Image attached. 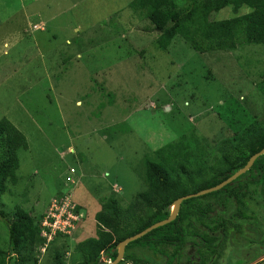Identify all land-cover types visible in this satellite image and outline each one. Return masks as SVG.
Returning <instances> with one entry per match:
<instances>
[{"label":"rangeland","instance_id":"rangeland-1","mask_svg":"<svg viewBox=\"0 0 264 264\" xmlns=\"http://www.w3.org/2000/svg\"><path fill=\"white\" fill-rule=\"evenodd\" d=\"M90 1L0 0V120H9L28 146L17 153V182L6 180L0 211L10 221L16 206L36 221L43 216L39 231L45 243L30 252L27 264H77V244L93 237L95 229L110 233L96 220L106 199L125 215L146 191L145 161L169 143L184 139L180 143L192 150L188 140L201 141L208 162L198 171L191 160L185 162L191 172L187 180L200 185L211 177L213 163L264 124L258 91L264 48L242 45L197 54L175 39L164 52L156 46L161 32L140 10H131L134 0ZM19 7L31 15L25 31L37 30L44 38L22 39L24 34L17 36L22 25L3 21ZM231 16L226 10L217 19ZM159 157L171 159L166 153ZM260 194L215 207L231 225L239 223L240 232L228 225L226 246L214 264L264 259ZM52 229L62 233L52 235ZM6 240L0 221V249ZM194 251L186 249L182 261ZM132 253L139 264L163 262L141 249Z\"/></svg>","mask_w":264,"mask_h":264},{"label":"trees","instance_id":"trees-1","mask_svg":"<svg viewBox=\"0 0 264 264\" xmlns=\"http://www.w3.org/2000/svg\"><path fill=\"white\" fill-rule=\"evenodd\" d=\"M183 1L185 4L180 2L179 5L176 0H134L130 5L132 11L140 10V15L161 32L156 40L159 50L165 52L175 39L183 41L197 54L234 51L242 45L264 48V0ZM226 10L232 16L218 20L217 15ZM260 78L258 91L264 99V72ZM178 141L156 151L155 159L145 161L146 191L137 194L125 215L111 197L106 199L96 220L110 233L98 228L93 231V237L77 244L74 249L80 254L77 264L113 262L118 244L166 220L176 200L213 188L241 170L252 156L264 149V124L251 128L220 161L213 163L209 169L211 177L200 185L187 180L191 172L185 162L192 161L194 171H198L208 162L203 158L205 147L195 138L188 140L192 150L184 147L182 140ZM27 148L25 136L9 120L1 119L0 196L6 191L7 179L14 184L17 182L15 173L20 165L17 153ZM162 153L171 159H160ZM258 191L264 199V155L256 159L246 174L218 192L184 201L172 223L127 245L119 264H139L140 260L132 253L134 249L159 255L163 258L162 264H214L221 258L220 248L226 246L228 225L240 232V224L231 225L232 219L218 216L215 207L224 209L227 204L235 205L239 197H252ZM14 209L15 218L11 221L0 211V221L5 223L7 233L6 247L0 249V264H27L31 260L30 252L45 243L39 231L43 216L36 221L20 207ZM77 212L78 208L74 213ZM236 215L250 220L243 212L236 211ZM189 248L195 250L194 255L183 262V252Z\"/></svg>","mask_w":264,"mask_h":264},{"label":"water","instance_id":"water-1","mask_svg":"<svg viewBox=\"0 0 264 264\" xmlns=\"http://www.w3.org/2000/svg\"><path fill=\"white\" fill-rule=\"evenodd\" d=\"M263 155H264V149L261 150L260 152H258L257 154H255L254 156H252L249 159V161L246 163V165L241 170L237 171L235 174H233L231 177H229L227 180L220 183L219 185H217L213 188H210L208 190L201 191L197 194L188 195L186 197H183V198L176 200L172 204L170 215L168 216V218L166 220L161 221L159 223H156L153 226L146 229L145 231H143V232H141V233H139V234H137L131 238H128V239L124 240L123 242H121L120 244H118L117 248H116L117 257L113 262L108 263V264H119L123 260L125 248L127 245H129L130 243L144 237L145 235L149 234L151 231H153L157 228H160V227H163L165 225L172 223L176 219L178 212H179V209H180V206L184 201L189 200V199H193V198L203 197V196L209 195L211 193L218 192L219 190H221L225 186L231 184L233 181H235L240 176L246 174L248 172V170L252 167V165L256 161V159H258L260 156H263Z\"/></svg>","mask_w":264,"mask_h":264},{"label":"crops","instance_id":"crops-1","mask_svg":"<svg viewBox=\"0 0 264 264\" xmlns=\"http://www.w3.org/2000/svg\"><path fill=\"white\" fill-rule=\"evenodd\" d=\"M90 3L91 1L90 0H83V4H86V3ZM2 5L4 6V8H6L7 7V5L5 4V2H3L2 3ZM20 6H22V5H20ZM26 7V6H25ZM22 8L24 9V13H22ZM73 8V7H72ZM27 13V14H26ZM20 14V19L19 20H16L15 19V17L17 16V15H19ZM30 14H29V12L26 10V12H25V8L24 7H19L18 9H16L15 10V12H13V13H11V14H9V15H7V16H5L4 18H3V21H6L5 23H8L9 21H11V22H14V24L16 25V24H20V25H22V26H20L19 28H20V33H18L17 34V36L18 37H21V35H23L24 37L22 38V39H26V37L27 36H32L31 38H28V39H32L33 37H34V40H35V43H36V41H37V39L39 38V36L40 37H45V33H43V32H41V33H43V34H39L38 33V31L37 30H35L34 32H32V34H30L31 32L30 31H25L26 30V28L28 27L27 26V24H28V16H29ZM31 16V15H30ZM13 17V18H12ZM18 22V23H17ZM23 24H25L26 25V27H23L24 25ZM30 25V24H29ZM29 30V29H28ZM25 35H27V36H25ZM14 36H16L15 34H14ZM11 37V36H10ZM19 41V40H18ZM32 42H33V44H34V41L33 40H31ZM35 45V44H34ZM4 46L6 47L7 46V44H4ZM262 257H264V255H262L261 256V258ZM264 261V259H259V260H257L256 259V262L258 261V262H260V261ZM255 262V261H254ZM255 262V263H256ZM257 262V263H258ZM256 263V264H257ZM250 264H253V263H250ZM261 264H264V262L263 263H261Z\"/></svg>","mask_w":264,"mask_h":264},{"label":"built area","instance_id":"built-area-1","mask_svg":"<svg viewBox=\"0 0 264 264\" xmlns=\"http://www.w3.org/2000/svg\"><path fill=\"white\" fill-rule=\"evenodd\" d=\"M52 203L55 204L56 201L53 200ZM47 219L49 220V227H50V225L53 223V220H51L50 218H47ZM65 220H66V219H65ZM67 220H68V219H67ZM67 220H66V221H67ZM49 227H48V228H49ZM67 227H69L70 229H72L69 225H67ZM50 228H51V227H50ZM64 230H65V231H68L69 229H66V228H65ZM65 231H64V232H65ZM50 233H52V235H55V234H57V233H62V232H61V231L59 232V231H57V230H55V229H52V230H50Z\"/></svg>","mask_w":264,"mask_h":264},{"label":"clouds","instance_id":"clouds-1","mask_svg":"<svg viewBox=\"0 0 264 264\" xmlns=\"http://www.w3.org/2000/svg\"><path fill=\"white\" fill-rule=\"evenodd\" d=\"M171 211V210H170ZM40 225H41V223H40ZM108 263H111L110 261H107ZM108 263H106V264H108Z\"/></svg>","mask_w":264,"mask_h":264},{"label":"flooded vegetation","instance_id":"flooded-vegetation-1","mask_svg":"<svg viewBox=\"0 0 264 264\" xmlns=\"http://www.w3.org/2000/svg\"><path fill=\"white\" fill-rule=\"evenodd\" d=\"M104 261V260H103ZM104 263L106 264V261H104Z\"/></svg>","mask_w":264,"mask_h":264}]
</instances>
